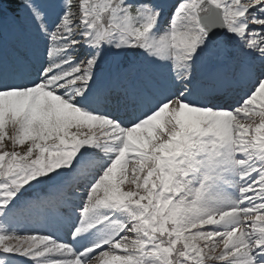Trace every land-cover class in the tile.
I'll return each mask as SVG.
<instances>
[{
	"label": "snow or ice",
	"instance_id": "obj_1",
	"mask_svg": "<svg viewBox=\"0 0 264 264\" xmlns=\"http://www.w3.org/2000/svg\"><path fill=\"white\" fill-rule=\"evenodd\" d=\"M0 264H264V0H0Z\"/></svg>",
	"mask_w": 264,
	"mask_h": 264
}]
</instances>
